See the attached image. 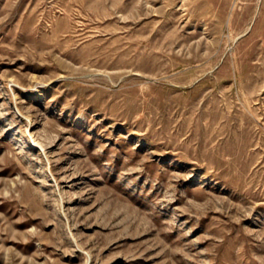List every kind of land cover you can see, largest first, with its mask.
<instances>
[{"label":"rangeland","instance_id":"374dc122","mask_svg":"<svg viewBox=\"0 0 264 264\" xmlns=\"http://www.w3.org/2000/svg\"><path fill=\"white\" fill-rule=\"evenodd\" d=\"M0 264H264V0H0Z\"/></svg>","mask_w":264,"mask_h":264}]
</instances>
